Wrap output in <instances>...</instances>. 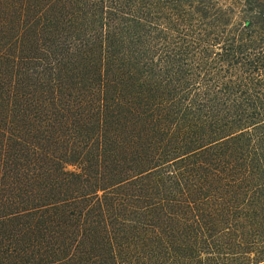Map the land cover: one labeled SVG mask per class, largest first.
<instances>
[{
  "label": "trees",
  "instance_id": "16d2710c",
  "mask_svg": "<svg viewBox=\"0 0 264 264\" xmlns=\"http://www.w3.org/2000/svg\"><path fill=\"white\" fill-rule=\"evenodd\" d=\"M0 264H264V0H0Z\"/></svg>",
  "mask_w": 264,
  "mask_h": 264
}]
</instances>
